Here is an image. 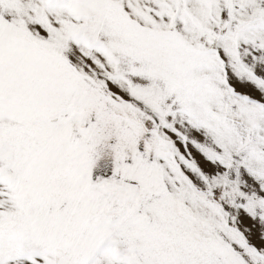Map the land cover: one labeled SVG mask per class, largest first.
I'll list each match as a JSON object with an SVG mask.
<instances>
[{"label":"snow or ice","instance_id":"obj_1","mask_svg":"<svg viewBox=\"0 0 264 264\" xmlns=\"http://www.w3.org/2000/svg\"><path fill=\"white\" fill-rule=\"evenodd\" d=\"M0 264H264V0H0Z\"/></svg>","mask_w":264,"mask_h":264}]
</instances>
